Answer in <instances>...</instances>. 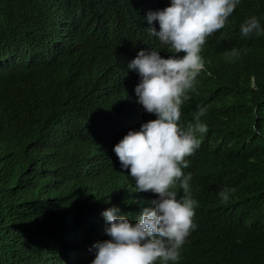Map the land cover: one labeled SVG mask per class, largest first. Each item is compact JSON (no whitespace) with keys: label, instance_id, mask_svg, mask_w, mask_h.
Returning <instances> with one entry per match:
<instances>
[{"label":"trees","instance_id":"16d2710c","mask_svg":"<svg viewBox=\"0 0 264 264\" xmlns=\"http://www.w3.org/2000/svg\"><path fill=\"white\" fill-rule=\"evenodd\" d=\"M156 1L0 0V264H47L71 227L105 228L103 209L134 218L146 204L93 146L137 128L121 103L133 100L124 68L139 48H161L146 19ZM252 15L264 26V0H241L206 38L181 105L179 122L200 106L208 126L191 158L206 192L200 228L182 264H264V34L240 30ZM211 210L226 222L206 236Z\"/></svg>","mask_w":264,"mask_h":264},{"label":"clouds","instance_id":"9594fccd","mask_svg":"<svg viewBox=\"0 0 264 264\" xmlns=\"http://www.w3.org/2000/svg\"><path fill=\"white\" fill-rule=\"evenodd\" d=\"M240 3L154 2L159 9L150 10L146 19L152 25L149 34L158 38L161 48H139L136 56L127 58L124 68L123 82L129 84L133 100L121 103L131 105L125 108L137 128L115 134L117 139L114 135L108 142L95 141L93 146L104 161L114 160L127 172L134 199L146 204L134 218L122 213L118 205L103 209L105 228L101 223L97 230L71 227L69 245L52 253L47 264H182L183 251L200 228L195 210L206 192L194 182L198 167L191 158L205 140L208 126L200 120L205 112L200 106L193 122H179L181 105L204 67L200 51L206 38L225 26ZM240 30L245 37L264 34L256 15L246 18ZM162 51L170 55L164 56ZM230 54L240 53L233 48ZM179 189L183 192L180 198ZM228 192H219L222 200H228ZM224 218L219 211H208L202 226L206 236L221 221L226 222Z\"/></svg>","mask_w":264,"mask_h":264}]
</instances>
